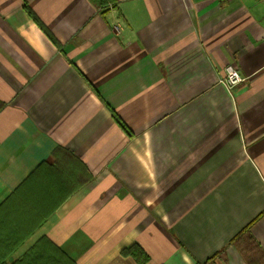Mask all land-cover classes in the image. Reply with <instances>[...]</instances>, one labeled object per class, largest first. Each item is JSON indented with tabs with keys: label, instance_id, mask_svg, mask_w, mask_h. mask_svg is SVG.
<instances>
[{
	"label": "crops",
	"instance_id": "crops-1",
	"mask_svg": "<svg viewBox=\"0 0 264 264\" xmlns=\"http://www.w3.org/2000/svg\"><path fill=\"white\" fill-rule=\"evenodd\" d=\"M248 224L264 253V2L0 0V256L246 264Z\"/></svg>",
	"mask_w": 264,
	"mask_h": 264
},
{
	"label": "trees",
	"instance_id": "trees-1",
	"mask_svg": "<svg viewBox=\"0 0 264 264\" xmlns=\"http://www.w3.org/2000/svg\"><path fill=\"white\" fill-rule=\"evenodd\" d=\"M90 1L102 11L103 15L107 12L110 6L114 7L117 4V0ZM26 10L30 14V16L40 25V27L50 35L44 25L38 20L34 12H32L28 7H26ZM50 37L52 38L51 35ZM121 124L123 125V123ZM123 128L125 129L126 127L123 125ZM49 167H52L53 169H59V165L56 164L54 160L50 161ZM75 183L76 184L71 185L66 184L68 189L61 195L56 204L64 200L72 191V189L78 185V182ZM229 244L234 245L238 249L246 264H260L264 260L263 250L261 249L260 244L251 234L249 224L243 227L238 233H236L229 240L228 245ZM225 249L226 247H222L205 262L196 264H216L215 258L218 254L224 253ZM13 250L14 246H11L6 252H4L2 256H0V264H74V262L68 256H66L63 251H61L47 238H41L19 258L8 262L7 257L13 252ZM122 253L124 255H131L140 264L146 263L149 259L148 254L137 243H134L131 246L122 249Z\"/></svg>",
	"mask_w": 264,
	"mask_h": 264
},
{
	"label": "built area",
	"instance_id": "built-area-1",
	"mask_svg": "<svg viewBox=\"0 0 264 264\" xmlns=\"http://www.w3.org/2000/svg\"><path fill=\"white\" fill-rule=\"evenodd\" d=\"M264 2V0H259ZM242 77L237 72L236 68L232 64H228L224 68V74L223 77L220 79V81L227 87L231 88L235 85H237L240 81H242Z\"/></svg>",
	"mask_w": 264,
	"mask_h": 264
}]
</instances>
